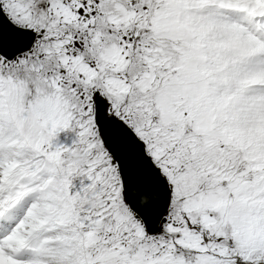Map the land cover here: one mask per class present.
Here are the masks:
<instances>
[{
	"label": "snow or ice",
	"instance_id": "6c2138e0",
	"mask_svg": "<svg viewBox=\"0 0 264 264\" xmlns=\"http://www.w3.org/2000/svg\"><path fill=\"white\" fill-rule=\"evenodd\" d=\"M0 264H264V0H0Z\"/></svg>",
	"mask_w": 264,
	"mask_h": 264
}]
</instances>
